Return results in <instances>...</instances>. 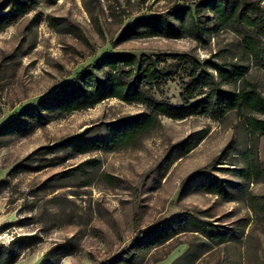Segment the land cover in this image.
Returning <instances> with one entry per match:
<instances>
[{"label":"rangeland","instance_id":"obj_1","mask_svg":"<svg viewBox=\"0 0 264 264\" xmlns=\"http://www.w3.org/2000/svg\"><path fill=\"white\" fill-rule=\"evenodd\" d=\"M209 1L41 0L16 15L6 14L8 1L0 0V16L9 20L0 27V226L8 225L0 230V242L40 236L19 247L15 264H100L139 232L183 212L188 217L174 222V236L138 250L133 264H172L186 252L181 264H264V136L255 147L243 113L219 119L163 115L135 144L116 150L105 148L108 124L143 111L142 104L112 97L60 116L46 111L42 121L19 114L111 52H187L227 68L246 67V78L264 96V0L253 6L263 24L254 30L240 14L232 23L220 21ZM180 6L191 9L202 37L187 28V18L175 19L183 29L178 38L120 37L138 17ZM248 33L255 54L245 41ZM181 93L177 76L157 96L180 104ZM251 113L264 118V111L245 110ZM81 133L94 140V150L59 145ZM206 174L232 182L229 193L204 190ZM68 239V250L49 251Z\"/></svg>","mask_w":264,"mask_h":264},{"label":"trees","instance_id":"obj_2","mask_svg":"<svg viewBox=\"0 0 264 264\" xmlns=\"http://www.w3.org/2000/svg\"><path fill=\"white\" fill-rule=\"evenodd\" d=\"M6 14L24 15L41 0H7ZM262 0H210L220 21L232 23L235 16L240 14L243 22L255 27H261L262 16L253 8ZM230 5L229 9L226 6ZM5 13L0 16V27H5L9 20ZM187 18V28L199 37L203 28L195 20L193 12L187 6L175 7L165 14L157 13L144 15L135 19L121 32L120 37H143L164 35L181 37L183 29L175 19ZM230 25V24H226ZM245 41L251 53L258 48L250 33L245 34ZM171 59V61L169 60ZM247 68L233 66L227 68L223 63L212 59H200L187 52H150L140 55L131 52L105 53L79 71L70 81L63 83L47 97L40 100L38 105H31L20 111V118L31 115L39 120L46 119V111L58 116L85 109L112 97H118L128 103L142 104L145 109L108 124L106 150H116L136 143L146 133L154 129L163 115L172 118H187L191 115L205 114L219 119L226 113L237 111L244 114L245 125L250 134L256 135L254 146H257L260 136H264V118L254 114H245V110L264 111V96L256 85L245 76ZM180 77L182 83V102L172 103L170 100L158 97L168 81ZM227 80V84L223 82ZM246 115V116H245ZM17 119L10 120V125ZM94 140L84 137L83 133L69 137L59 145L69 147L78 152L94 150ZM61 147V146H58ZM63 149V148H61ZM188 151V150H187ZM92 159L87 160V162ZM251 165V164H250ZM252 167L245 170L249 177ZM230 181L221 179L216 174H206L200 182L204 190L216 194L227 195ZM188 213L175 214L166 222L150 226L137 234L133 243L125 249H120L113 257L100 264H133L138 256V250L155 248L164 244L174 235V222L184 223ZM199 222L192 220V223ZM193 223V224H194ZM0 226V230L7 228ZM209 227L203 231L211 237ZM183 229L181 231H184ZM38 233H27L23 236L14 235L8 243L0 242V264H15L20 257L19 247L32 245L38 239ZM212 239V238H211ZM71 239L56 243L49 251L60 248L68 250ZM188 252L178 256L172 264H181ZM161 258L156 259V261ZM141 264V263H139Z\"/></svg>","mask_w":264,"mask_h":264}]
</instances>
